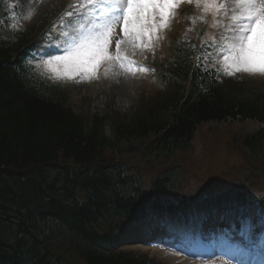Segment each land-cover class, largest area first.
Here are the masks:
<instances>
[{
  "label": "trees",
  "instance_id": "obj_1",
  "mask_svg": "<svg viewBox=\"0 0 264 264\" xmlns=\"http://www.w3.org/2000/svg\"><path fill=\"white\" fill-rule=\"evenodd\" d=\"M8 6L0 0V264H160L117 249L127 226L210 211L215 199L244 212L248 180L190 190L186 168L168 164L193 151L200 126L235 121L262 125L232 138L248 152L236 177L264 158V94L223 80L198 21L166 34L171 57L150 69L155 93L134 111L76 115L70 86L33 63L47 26L9 31Z\"/></svg>",
  "mask_w": 264,
  "mask_h": 264
},
{
  "label": "rangeland",
  "instance_id": "obj_2",
  "mask_svg": "<svg viewBox=\"0 0 264 264\" xmlns=\"http://www.w3.org/2000/svg\"><path fill=\"white\" fill-rule=\"evenodd\" d=\"M13 1V0H11ZM17 7L22 11V15L28 16L31 13L28 23H32L40 26L44 21L57 20L59 15H63L66 19H63L57 30L54 32L53 40H55V50L69 47L70 51L72 46L66 43L65 37L62 33H71L72 37L78 42L85 36L94 34V29L98 25L104 23L103 20H97L100 16V10L103 9L104 13L111 11L112 9L105 7L103 3L86 5L84 0H14ZM222 3H226L228 7L229 16L234 7L233 0H221ZM193 3L184 1L180 6L191 7ZM196 4V3H195ZM193 4V5H195ZM78 5V6H77ZM180 6L176 12L180 9ZM198 7V6H197ZM203 6H199V10L203 13ZM68 13H72L71 16H67ZM77 14H80L81 18H77ZM229 16L225 15V11L220 16L219 25L220 31L218 32L217 38L223 39L225 42L229 41L231 33L226 30V26L231 25L232 21ZM190 20H178L177 15L171 20V26L166 29H161L159 32L160 38H153L151 41L148 37L137 39L132 35L123 38L119 33L120 23L114 25V34L111 37L109 46V54L112 56L117 55V42L119 41L121 47H119L120 54L127 57V60H112L102 61L96 70V78L91 80H84L82 82H75V80L68 82L70 84L69 93V106L73 112H77L79 115H106L110 109L116 111H122L123 113L132 112L133 107L140 101L141 96H150L154 94V87L146 75L144 69H149V64L158 61L162 56H168L170 53L168 43L163 33H169L170 31H177L181 24H189ZM72 24V26H69ZM78 26V27H77ZM230 43V41H229ZM229 45L228 43H226ZM42 42L39 43L38 52L40 58L46 61L49 59ZM46 54V55H45ZM70 52H66L60 55H69ZM124 67H121V64ZM42 69L47 73L49 71L47 66L42 62ZM82 74L76 75V80H81ZM253 85L258 88L260 93L264 94V77L252 76ZM240 84H251L248 83L247 79L241 80ZM258 93V94H260ZM241 128H250V124H223L218 127L210 126L200 128V132L196 137L195 152L187 157L185 161V168L188 171V176L191 178V185H194L190 190L196 188L197 180L200 178L202 181H206L210 177L218 175L220 176L231 170L234 166L232 177H235L239 172H242L239 167L245 165L244 157L247 153H242L233 147H229L228 140H231L235 133L241 132ZM183 155V154H179ZM180 164L181 161H178ZM256 169L258 174H255V179H251V183H259L260 187L264 188V163L257 165ZM231 177V178H232ZM184 186L188 188L185 183ZM188 192V190L186 191ZM233 220L230 216L229 219L220 221L216 224L217 228L228 224L229 221ZM230 226V225H229ZM238 230V229H236ZM201 234V232H200ZM131 235V234H130ZM128 237L124 241L123 248L129 250L148 254L150 258L160 261L163 264H212V257L202 255L203 252H209V248L205 241H201V248L196 247L190 248L188 246H182L179 250L172 247H167L164 244L157 243L153 247H149L143 244H131L132 239ZM140 237L136 236L133 238L134 241ZM174 244H177V240H173ZM210 247V246H209ZM200 252L202 257H198L197 254ZM192 256L195 260L191 262L185 261V255ZM197 256L198 258H196ZM215 262L219 264H230L226 259H216ZM79 264V263H76Z\"/></svg>",
  "mask_w": 264,
  "mask_h": 264
},
{
  "label": "snow or ice",
  "instance_id": "obj_3",
  "mask_svg": "<svg viewBox=\"0 0 264 264\" xmlns=\"http://www.w3.org/2000/svg\"><path fill=\"white\" fill-rule=\"evenodd\" d=\"M86 5L103 3L105 7L112 9L104 13L100 10L97 20H103L102 25L94 29V34L79 39L78 42L71 33H62L66 43L72 46L69 55H53L48 53L49 59L42 61L52 75L49 77L54 82H70L75 80L79 83L84 80L96 78L97 66L102 61L127 60L126 56L119 53L117 42V55L109 54L111 37L114 34V25L122 22L125 36L132 35L137 39L148 37L160 38L161 29L171 26V20L176 15V10L184 0H84ZM189 3L203 6L205 12L218 13L225 11L229 16L226 3H218L217 0H187ZM233 9L229 18L231 25L226 30L231 33L228 38L231 47L227 49L224 59L228 62L223 67V73L234 76L243 73L250 76L264 77V0H233ZM78 6V5H77ZM68 13L67 16H71ZM31 13L25 18H30ZM77 18H81L77 14ZM66 19V17H62ZM194 22L203 17H193ZM69 26H72L70 24ZM78 27V26H77ZM59 50V49H57ZM125 65L122 63L121 67ZM148 71V69H144ZM82 74L81 80H76V75Z\"/></svg>",
  "mask_w": 264,
  "mask_h": 264
},
{
  "label": "bare ground",
  "instance_id": "obj_4",
  "mask_svg": "<svg viewBox=\"0 0 264 264\" xmlns=\"http://www.w3.org/2000/svg\"><path fill=\"white\" fill-rule=\"evenodd\" d=\"M74 113H75L76 115H78L77 112H74ZM145 242H146V243H149V241H147V240H146ZM158 263L163 264V263H161V262H158ZM212 264H219V263H218V262H214V263H212ZM237 264H239V262H237Z\"/></svg>",
  "mask_w": 264,
  "mask_h": 264
}]
</instances>
